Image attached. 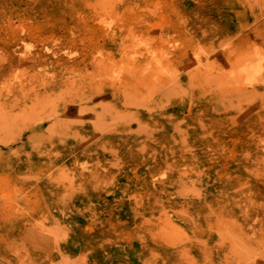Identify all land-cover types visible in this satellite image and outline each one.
Masks as SVG:
<instances>
[{
	"label": "rangeland",
	"instance_id": "rangeland-1",
	"mask_svg": "<svg viewBox=\"0 0 264 264\" xmlns=\"http://www.w3.org/2000/svg\"><path fill=\"white\" fill-rule=\"evenodd\" d=\"M0 264H264V0H0Z\"/></svg>",
	"mask_w": 264,
	"mask_h": 264
}]
</instances>
